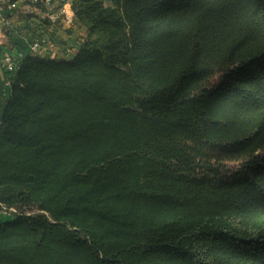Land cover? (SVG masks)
I'll use <instances>...</instances> for the list:
<instances>
[{
    "label": "trees",
    "instance_id": "1",
    "mask_svg": "<svg viewBox=\"0 0 264 264\" xmlns=\"http://www.w3.org/2000/svg\"><path fill=\"white\" fill-rule=\"evenodd\" d=\"M63 1L0 43V264H264V0H70L31 55Z\"/></svg>",
    "mask_w": 264,
    "mask_h": 264
},
{
    "label": "built area",
    "instance_id": "2",
    "mask_svg": "<svg viewBox=\"0 0 264 264\" xmlns=\"http://www.w3.org/2000/svg\"><path fill=\"white\" fill-rule=\"evenodd\" d=\"M35 3H40L44 6L50 7L55 3V0H32ZM20 4V0H0V43H4L6 40V32L8 26L11 24V19L8 17V13H13ZM51 24L50 26L57 31L58 29H72L77 26L75 12L73 10L70 0L63 1L62 6L56 12H49L46 15ZM51 43V39L44 34L42 36L35 37L30 43V54L34 56H46V47ZM21 54V53H19ZM17 53L10 50L5 52L3 58V67L7 71H14L17 69L15 57ZM52 56V55H50ZM53 57V56H52ZM10 82H6V88L8 89ZM8 93V90H6ZM6 93V94H7ZM0 210L12 212V216L18 213L14 207L7 208L0 202Z\"/></svg>",
    "mask_w": 264,
    "mask_h": 264
},
{
    "label": "crops",
    "instance_id": "3",
    "mask_svg": "<svg viewBox=\"0 0 264 264\" xmlns=\"http://www.w3.org/2000/svg\"><path fill=\"white\" fill-rule=\"evenodd\" d=\"M25 1V0H20ZM12 24H19L18 17L11 18ZM45 31V32H44ZM44 35L51 39V43L46 47V54L53 57H70L80 47L86 35L85 27L80 24L72 29H58L55 31L50 24L44 29Z\"/></svg>",
    "mask_w": 264,
    "mask_h": 264
},
{
    "label": "rangeland",
    "instance_id": "4",
    "mask_svg": "<svg viewBox=\"0 0 264 264\" xmlns=\"http://www.w3.org/2000/svg\"><path fill=\"white\" fill-rule=\"evenodd\" d=\"M40 13L41 12L39 11V9L34 7L33 4L30 3V4L23 5L22 1H20L19 10L16 11V16L22 19L21 18L22 15L29 14L30 16H33L35 20H37L38 18H35V17H38V14ZM31 22L33 24L32 27L36 28V25H37L36 21H31ZM77 27H78V24H77ZM27 210H28V213H31V214H36L37 212H39L37 209L27 208ZM11 217H13L12 212L5 213V211L0 210V221L8 220Z\"/></svg>",
    "mask_w": 264,
    "mask_h": 264
}]
</instances>
